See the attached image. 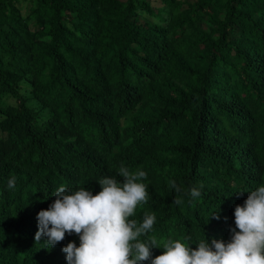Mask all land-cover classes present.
<instances>
[{
	"label": "trees",
	"instance_id": "1",
	"mask_svg": "<svg viewBox=\"0 0 264 264\" xmlns=\"http://www.w3.org/2000/svg\"><path fill=\"white\" fill-rule=\"evenodd\" d=\"M0 118V264H68L76 234H35L76 163L122 181L150 157L132 219L155 214L158 241H228L264 184V0H0Z\"/></svg>",
	"mask_w": 264,
	"mask_h": 264
},
{
	"label": "clouds",
	"instance_id": "2",
	"mask_svg": "<svg viewBox=\"0 0 264 264\" xmlns=\"http://www.w3.org/2000/svg\"><path fill=\"white\" fill-rule=\"evenodd\" d=\"M50 117L45 114L41 120L44 123ZM70 142L68 137L58 145L68 146ZM72 165L59 173L61 185L52 194L54 202L37 214L35 234L36 242L46 238L50 247L62 242L66 234H76L75 242L62 249L68 264H264V184L251 191L243 205L235 207L230 240L202 239L193 248L188 237L158 241L150 235L156 223L153 213H144L142 222L132 219L149 199L148 186L142 182L147 170L159 162L147 157L146 163L143 158L120 165L116 171L122 181L112 176L89 178L79 163ZM81 178L94 183L95 194L85 187L70 189ZM8 186L15 187V177L9 179ZM170 187L181 191L175 181ZM189 194L198 198L201 192L193 187ZM181 202L179 197L174 200ZM211 218L219 220L220 215Z\"/></svg>",
	"mask_w": 264,
	"mask_h": 264
},
{
	"label": "rangeland",
	"instance_id": "3",
	"mask_svg": "<svg viewBox=\"0 0 264 264\" xmlns=\"http://www.w3.org/2000/svg\"><path fill=\"white\" fill-rule=\"evenodd\" d=\"M30 90L31 89H30L29 85H27V84H24L23 85V87H22V93L25 94V96L29 98L28 99L29 102H32V99H30V97H29ZM9 102L13 104L14 103V100L10 99Z\"/></svg>",
	"mask_w": 264,
	"mask_h": 264
}]
</instances>
